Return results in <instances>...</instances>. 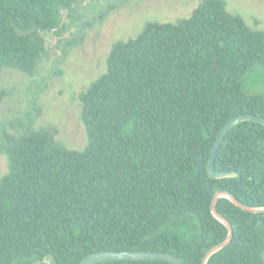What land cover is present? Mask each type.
Here are the masks:
<instances>
[{
	"label": "trees",
	"instance_id": "trees-1",
	"mask_svg": "<svg viewBox=\"0 0 264 264\" xmlns=\"http://www.w3.org/2000/svg\"><path fill=\"white\" fill-rule=\"evenodd\" d=\"M79 0H0V72L34 74L60 33L62 12ZM89 23H87L88 25ZM74 41L63 49L68 54ZM264 30L252 28L226 0H201L177 22L148 21L116 41L107 69L80 94L88 144L71 149L54 126L36 129L27 115L3 131L10 162L0 181V264H81L103 251H161L202 264L229 229L212 211L229 192L264 207V125L242 121L214 143L234 117H264ZM0 89V103L7 96ZM232 241L207 264H264V212L220 197ZM96 264H173L111 260Z\"/></svg>",
	"mask_w": 264,
	"mask_h": 264
},
{
	"label": "rangeland",
	"instance_id": "rangeland-1",
	"mask_svg": "<svg viewBox=\"0 0 264 264\" xmlns=\"http://www.w3.org/2000/svg\"><path fill=\"white\" fill-rule=\"evenodd\" d=\"M226 1L230 12L242 15L252 28L264 30V0ZM200 2L79 0L73 10H64L61 31L47 36L48 55L34 74L7 67L0 72V89L8 91L0 103V136L5 130L17 132L16 126L27 122L30 114L36 129L54 125L60 142L83 150L88 136L80 94L106 71L113 44L138 36L148 21L177 22L189 17ZM71 40L75 44L66 55L63 49ZM248 88L264 91V77L250 78ZM9 170L8 156L0 153V181Z\"/></svg>",
	"mask_w": 264,
	"mask_h": 264
},
{
	"label": "water",
	"instance_id": "water-1",
	"mask_svg": "<svg viewBox=\"0 0 264 264\" xmlns=\"http://www.w3.org/2000/svg\"><path fill=\"white\" fill-rule=\"evenodd\" d=\"M247 120L256 121V122H259V123L264 125V117H260V116L254 115V114H242V115H238V116L232 118L222 128V130L220 131V133H219V135H218V137L214 143V146L212 148V153H211V157H210V160L208 163V168H207V172L210 175V177H212L214 179H221V178H229V177H236L237 176L236 172L217 170L215 168V159L217 157L218 150H219L224 138L229 133V131L235 125L239 124L242 121H247ZM220 197L229 198L235 204H237L239 207H241L245 210L252 211L255 213L264 212V207H254V206H250L248 204H245L229 192L218 193L213 199L212 211L218 219H220L224 224H226V226L229 229V235L227 236V238L223 242H221L218 245H216L215 247H213L207 253L202 264H207L209 258L213 254H215L216 252L221 250L222 248L226 247L232 241L233 236H234V229H233V226L231 225L230 221L227 218H225L222 214H220L218 209H217V201ZM122 259L131 260V261L161 259V260L173 263V264H181V261L178 257H176L172 254L166 253V252H161V251H120V252L103 251V252L93 253V254L85 257L82 260L81 264H96V263H102L105 261L122 260ZM41 264H49V263H41Z\"/></svg>",
	"mask_w": 264,
	"mask_h": 264
},
{
	"label": "flooded vegetation",
	"instance_id": "flooded-vegetation-1",
	"mask_svg": "<svg viewBox=\"0 0 264 264\" xmlns=\"http://www.w3.org/2000/svg\"><path fill=\"white\" fill-rule=\"evenodd\" d=\"M116 7H118V6H116ZM110 10H112V9H110ZM106 11H109V10H106ZM103 17H104V16H103ZM103 17H102V18H103ZM91 23H92V22H91ZM91 23H89L88 25H90Z\"/></svg>",
	"mask_w": 264,
	"mask_h": 264
}]
</instances>
